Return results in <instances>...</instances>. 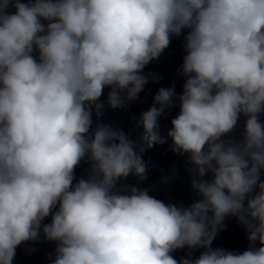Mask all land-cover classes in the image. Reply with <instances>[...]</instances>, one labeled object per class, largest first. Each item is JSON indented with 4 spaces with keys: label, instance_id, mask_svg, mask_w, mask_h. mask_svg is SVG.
I'll list each match as a JSON object with an SVG mask.
<instances>
[{
    "label": "clouds",
    "instance_id": "clouds-1",
    "mask_svg": "<svg viewBox=\"0 0 264 264\" xmlns=\"http://www.w3.org/2000/svg\"><path fill=\"white\" fill-rule=\"evenodd\" d=\"M185 30L182 94L158 89L138 141L99 122L105 88L112 109L135 101L160 79L145 67ZM261 115L264 0H0V264L41 235L51 264H264ZM167 139L191 165L187 207L120 183L146 180L143 154ZM226 217L247 232L242 253L211 247ZM184 248L204 251L177 261Z\"/></svg>",
    "mask_w": 264,
    "mask_h": 264
}]
</instances>
